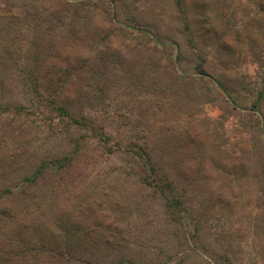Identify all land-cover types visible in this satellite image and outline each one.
I'll return each mask as SVG.
<instances>
[{
	"label": "rangeland",
	"instance_id": "1",
	"mask_svg": "<svg viewBox=\"0 0 264 264\" xmlns=\"http://www.w3.org/2000/svg\"><path fill=\"white\" fill-rule=\"evenodd\" d=\"M0 15V102L24 107L0 109V147L15 123L31 156L0 190L72 156L52 190L0 208L52 233L58 205L85 196L125 215L143 264H264V0H0ZM55 87L83 124L57 114Z\"/></svg>",
	"mask_w": 264,
	"mask_h": 264
},
{
	"label": "trees",
	"instance_id": "2",
	"mask_svg": "<svg viewBox=\"0 0 264 264\" xmlns=\"http://www.w3.org/2000/svg\"><path fill=\"white\" fill-rule=\"evenodd\" d=\"M9 12L15 14L12 10ZM0 23L3 24L2 21ZM67 59H72V56L67 54L60 62H66ZM83 62L84 58L80 56L77 66L72 70L75 73L80 72L81 68L78 66H83ZM71 71L62 73L58 83L62 85L67 82L72 75ZM203 74L204 71H200V75ZM65 88L55 87L51 90L54 94L53 104L56 105L54 109L61 118L63 116L73 118L70 126L83 124L71 115L70 108L66 105L71 90L65 92ZM31 90L39 97L40 87H32ZM3 94L0 93V100L4 98ZM61 94L65 95L60 100ZM1 102L0 109L8 113L20 115L24 110V107ZM6 126L9 128L3 131L2 136L8 142L2 141L3 145L0 147V175L11 174L15 166L23 162V158H31L28 156L30 139L25 137L27 133L24 129L15 123ZM101 136L104 134L101 133ZM71 162L72 156L69 155L50 160H36L35 169L23 177V183L0 190V203L6 195L12 196L18 192L24 195L40 184L47 188L52 185V190L53 183L49 181V177L57 172L66 171ZM155 168H151L154 174L157 172ZM161 189L167 190L172 197V201H167V207L172 209L182 205L181 200L177 198L174 183L164 180ZM101 202L85 196L81 198L80 195L66 198L58 205L59 214L50 218L52 233L39 232L38 225L29 228L26 220L31 218L27 217L23 209L14 210L10 206L0 208V264H143L142 258L134 255L132 249L128 247L129 233L123 228L125 215L118 214L114 206L105 207L104 202ZM46 206L49 207V204ZM49 209L52 212V206Z\"/></svg>",
	"mask_w": 264,
	"mask_h": 264
}]
</instances>
